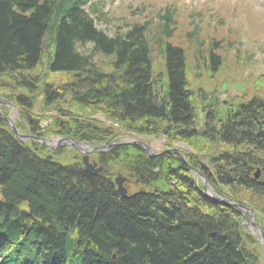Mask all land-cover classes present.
I'll return each instance as SVG.
<instances>
[{
    "label": "trees",
    "instance_id": "trees-1",
    "mask_svg": "<svg viewBox=\"0 0 264 264\" xmlns=\"http://www.w3.org/2000/svg\"><path fill=\"white\" fill-rule=\"evenodd\" d=\"M85 1L0 0V95L27 110L36 97L50 111L73 110L68 131L78 139L123 132L197 146L209 158L216 193L247 200L264 215V97L228 104L221 115L216 108L224 104L188 89L180 49L149 43L137 28L108 37L81 8ZM88 42L92 52L77 48ZM156 46L165 88L150 59ZM207 57L216 71L219 56L209 50ZM57 73L61 81L52 79ZM97 113L110 124L92 122ZM109 155L124 161L143 192L121 197L107 175L54 161L0 119V246L8 264H263L241 214L208 199L181 160L146 157L136 145Z\"/></svg>",
    "mask_w": 264,
    "mask_h": 264
},
{
    "label": "rangeland",
    "instance_id": "rangeland-1",
    "mask_svg": "<svg viewBox=\"0 0 264 264\" xmlns=\"http://www.w3.org/2000/svg\"><path fill=\"white\" fill-rule=\"evenodd\" d=\"M243 1H247L249 5L242 3V0H183L182 2H180V0H108L106 6L108 8V14H105L107 17L104 20L98 21L97 26L108 34L117 29H121L126 24L137 21L147 20L148 23H150L149 26H156V19L152 21L151 17L156 14V11L162 13L163 8L169 2L171 4L169 12L174 14L177 24V28L172 35V40L174 43L180 44L186 48L185 73L189 88L192 89V85L198 86V84H203L208 88L211 84V80L213 79V81H215L216 79L218 83L215 84V88H217L218 91L227 90V93L225 92L226 94L219 93V99L224 98L223 100L226 101L225 105H220L216 108V111L221 112L222 115L225 110L228 109V107H226L227 103H231L232 99H235L233 101L237 102L243 98L237 94H234L237 95L235 97L228 94H232L236 91L238 93L247 94L245 98H248L250 95L253 96L254 94L264 97V77L261 76L264 70V8L262 11L258 12L257 8L259 7L254 3L248 0ZM208 4H210V8H208ZM194 23L198 25V32L195 35V39L192 40V38H190V31L192 27L195 26ZM212 42L213 44H218V47L213 46V44L212 46L215 48L213 51L219 56V62L216 67L217 69H215L216 71H214L212 77H210L207 67V54L205 53V55H203V49L208 47ZM88 47L89 46L80 48L79 46V49L81 51H86ZM195 48H200L201 51L195 52ZM152 55L156 60V54L153 53ZM98 58L99 57H97V59ZM203 58L205 59L203 60ZM155 60L153 59V62ZM60 77L59 73L52 75V79L57 78L55 81L60 80ZM209 78L211 79L209 80ZM232 81L239 83L236 84ZM38 95L40 96L39 93ZM0 99L9 101V103L1 105L5 115H10L14 121H16L17 117L19 119L23 118L21 124H16L18 125V129L26 134L34 133L30 130V126L32 125H29L30 123L27 121V117L30 121L37 120L41 129H46L50 131V133L55 129L57 134H51V137L59 139L61 136H65L63 121L70 122L71 117L74 116V114H72L74 112L73 110L71 112L68 108L58 107V109H66L70 112L69 115L62 113L63 116H59L62 121L59 125L58 120H54L53 116L60 113H54V111L45 109L40 97H36L34 103H31V110H27L29 107H24L23 105L24 108L20 107L16 102L14 103L10 100L12 98H8V96L4 97L0 95ZM33 99L34 97L31 100ZM195 101L198 102H194L195 105H197L198 108L199 106L202 108V103H200L198 99ZM64 115L68 116L65 117ZM75 117L78 116L75 115ZM196 117L197 119L201 117L199 111H196ZM90 120L94 123H101V126L107 125V122L101 121L102 117L98 113L94 115V119ZM4 124L6 125L5 122ZM161 139L163 138L158 137L157 139H150L148 143L154 149L173 147L176 151H179L181 155L189 154L193 156L196 161L209 163L208 158L203 157V153L197 152V146H190L189 144L184 145L180 143V141L169 143ZM48 144L54 143L48 141ZM30 145L34 148L39 147L37 149L38 151L43 152V149H45L42 143L35 142V140H31ZM59 148L60 147L50 150L52 151L50 154L52 156L62 155L65 159L63 160L64 163L70 162L73 154L79 158L81 156L80 152L70 146L64 147V152L70 151L69 154L64 155L63 152L59 155ZM201 149H203V147H201ZM55 153L58 155H55ZM95 155V153L90 154L88 157L89 161L94 159ZM171 155L173 157L177 156L176 153H172ZM66 157H69V159H66ZM120 163L122 162H118L116 170H122V165ZM209 171L211 173L212 170ZM193 177L195 178L197 176Z\"/></svg>",
    "mask_w": 264,
    "mask_h": 264
},
{
    "label": "water",
    "instance_id": "water-1",
    "mask_svg": "<svg viewBox=\"0 0 264 264\" xmlns=\"http://www.w3.org/2000/svg\"><path fill=\"white\" fill-rule=\"evenodd\" d=\"M7 119H8V118H7ZM11 127H12V130L15 131V133H16L17 136H19V137L22 136V135H20V134H18V133L16 132V129H15L12 125H11ZM86 170L92 172V170L89 168V166H87V169H86ZM117 183H118L119 188H120V193H121L122 195H124V194H125V189L121 186V179H117ZM216 200H218V201H220V202H222V203H225V200H224V199H217V198H216Z\"/></svg>",
    "mask_w": 264,
    "mask_h": 264
}]
</instances>
